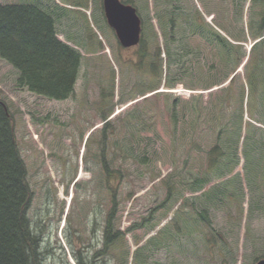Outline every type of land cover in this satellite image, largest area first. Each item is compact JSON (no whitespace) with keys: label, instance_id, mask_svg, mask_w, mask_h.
<instances>
[{"label":"rangeland","instance_id":"374dc122","mask_svg":"<svg viewBox=\"0 0 264 264\" xmlns=\"http://www.w3.org/2000/svg\"><path fill=\"white\" fill-rule=\"evenodd\" d=\"M65 1L69 4L61 0H0V4L35 3L60 14L59 38L83 57L75 93L65 101L49 100L21 89L17 85L18 73L0 59V100L13 114L17 141L28 168L29 183L34 191L29 217L42 236L45 264H78V258L86 264H94V261L119 264L123 253L128 251L126 264H256L255 259H264L261 258L264 256V204L257 202L255 214L249 217L252 193L245 179L243 162L238 167L241 177L236 180L237 193L241 187L246 193L242 222L235 210L228 211L223 202L217 201L209 206L212 220L209 229L194 219L206 204L199 196L201 193H193L191 186L196 178L203 176L206 150L215 143L216 125L198 127L194 133L191 124L193 106L200 108L215 97L210 94L213 89H202L211 67L210 50L204 46L199 50L195 45L189 47L190 54L177 56L171 69L165 67L162 84L158 87L159 76L146 69L148 73H139L124 64L123 58L136 59L137 47L124 49L119 44L105 19L103 0H86V7H74L72 4L78 0ZM146 1L149 9L145 0L140 1L141 7L145 6L141 18H153L161 49L165 52L166 44L159 33L153 0ZM183 1L189 12L193 4L202 12L207 5L219 19L234 24L232 1L223 5L219 0H204L203 4L200 0ZM65 7L74 13L65 16L61 10ZM257 10L260 9L253 7L251 0L246 2L245 28L251 14ZM213 15L206 18L214 25ZM149 35L154 37L150 30ZM183 44L187 46L186 42ZM252 45L251 39L244 43L247 51ZM179 47V44L173 46V53H180ZM217 72V80L229 76L222 86L235 74L231 66L215 70ZM167 80L175 86L166 87ZM113 83L115 107L108 121L116 123L117 133L115 138L109 135L105 156L125 174L120 186L116 226L124 233L128 228L132 232L127 233L126 241L117 250H107L94 260V255L103 249L105 222L113 207L101 165V131L105 124L101 113H108L111 106V102L106 108L102 106L101 90L110 93ZM150 87L153 91L138 95L142 88ZM173 103L181 110L177 128L168 109ZM245 109V117L250 120L246 104ZM221 181H213L206 189ZM169 188L173 190L167 200ZM184 199L187 204L180 207ZM169 223L172 227L181 226L185 234L168 238L162 246L150 244L149 240ZM205 235L217 237L220 243L208 244ZM139 247L142 251L135 258Z\"/></svg>","mask_w":264,"mask_h":264},{"label":"trees","instance_id":"16d2710c","mask_svg":"<svg viewBox=\"0 0 264 264\" xmlns=\"http://www.w3.org/2000/svg\"><path fill=\"white\" fill-rule=\"evenodd\" d=\"M61 1L69 4L65 0ZM121 1L135 7L142 21V37L137 46L136 59L129 61L123 58V62L139 73H148L146 69L150 74L159 76L158 87L162 84L165 67L171 69L177 56L190 54L189 47L195 45L199 50L200 46H204L210 50L211 67L202 89H213L210 94L215 97L203 103L200 108L193 106L191 124L194 133L198 127L216 125L215 143L206 150L203 176L196 178L191 186V191L201 193L199 196L206 204L194 219L196 223L209 229L212 226L209 206L217 201L223 202L228 211L235 210L240 223L242 222L246 193L242 187L240 193H237L236 188V180L241 177L238 167L242 162L245 179L252 193L248 209L251 218L256 212V203L264 204V128L256 124L264 127V0H251L253 7L260 10L254 12V15L251 14L246 28L243 17L248 0H219L220 5L229 1L234 3L233 25L219 19L216 13H211L207 5L203 6L202 12L193 4V10L189 12L183 6V0H153L159 33L166 44L165 52L161 49L153 18H141V13L145 10L143 8L147 6L149 9L148 2L145 0V6L141 7V0ZM200 1L203 4L204 0ZM72 5L86 7V0H78ZM61 10L65 16L74 13L66 7ZM228 12L229 10L227 14ZM205 14H214V25L207 20ZM58 18L60 14L35 3L0 4V59L18 73L17 85L21 89L49 100L65 101L75 93L83 57L77 49L59 38ZM149 30L154 37L149 35ZM250 39L253 45L247 51L244 43ZM178 44L179 55L172 51L173 46ZM228 66L233 67L235 74L226 86H222L229 76L217 80L219 72L215 73V70ZM239 67H242V71H239ZM165 86L172 88L175 84L167 80ZM151 87L142 88L138 95L144 96L153 91ZM215 87L219 88L216 90ZM114 93V83L110 93L105 89L101 90V99L104 102L102 106L106 108V104L111 102L109 112L101 113L105 122L101 131V165L106 175L107 187L111 191L113 207L105 222L103 249L94 255V260L105 255L107 250H117L126 241L127 233L132 232L128 228L127 233H124L116 226L120 186L125 174L122 169L115 168L114 163L105 156L109 135L115 138L117 133L116 123L108 121L114 113ZM120 101L123 103L122 99ZM245 104L250 120L245 117ZM168 109L173 126L177 128L180 107L173 103L168 105ZM195 147L200 149V146ZM230 176L232 177L229 178ZM219 180L222 181L206 189L213 181ZM172 190L173 188H169L167 200L172 196ZM193 199L199 200L196 197ZM33 200L34 191L30 186L28 168L17 141L14 117L7 104L0 100V264H45L42 236L34 229L29 217ZM184 204H187L185 199L180 207ZM247 230H250L249 226ZM183 234L185 233L181 226L172 227L169 223L149 243L162 246L168 238ZM204 239L208 244L220 243L217 237L205 235ZM141 251L142 248H137L134 257H138ZM129 254L130 251L125 255L123 253L119 264H126ZM259 260L255 259L256 262ZM77 262L86 264L81 258Z\"/></svg>","mask_w":264,"mask_h":264},{"label":"water","instance_id":"95a60500","mask_svg":"<svg viewBox=\"0 0 264 264\" xmlns=\"http://www.w3.org/2000/svg\"><path fill=\"white\" fill-rule=\"evenodd\" d=\"M103 10L107 24L115 32L119 44L124 49L137 47L142 37V21L136 8L121 0H103ZM256 264H264V259Z\"/></svg>","mask_w":264,"mask_h":264},{"label":"bare ground","instance_id":"6f19581e","mask_svg":"<svg viewBox=\"0 0 264 264\" xmlns=\"http://www.w3.org/2000/svg\"><path fill=\"white\" fill-rule=\"evenodd\" d=\"M82 175H83V172H82V173H80V176H79V177H80V178H82Z\"/></svg>","mask_w":264,"mask_h":264},{"label":"flooded vegetation","instance_id":"af4514ba","mask_svg":"<svg viewBox=\"0 0 264 264\" xmlns=\"http://www.w3.org/2000/svg\"><path fill=\"white\" fill-rule=\"evenodd\" d=\"M97 261H94V264H96Z\"/></svg>","mask_w":264,"mask_h":264}]
</instances>
